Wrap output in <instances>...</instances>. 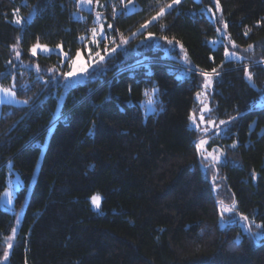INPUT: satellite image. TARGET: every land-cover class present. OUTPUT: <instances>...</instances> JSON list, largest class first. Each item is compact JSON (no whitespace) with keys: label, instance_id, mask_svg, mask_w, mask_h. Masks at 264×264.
Wrapping results in <instances>:
<instances>
[{"label":"trees","instance_id":"obj_1","mask_svg":"<svg viewBox=\"0 0 264 264\" xmlns=\"http://www.w3.org/2000/svg\"><path fill=\"white\" fill-rule=\"evenodd\" d=\"M133 1L138 10L112 16L122 5L114 0L107 18L118 38L142 32L98 77L70 87L57 109L60 78L84 50L93 14L77 17L76 0H0V85L27 101L1 109L0 198L7 165L28 186L44 148L7 264H264V238L241 232L220 203L235 204L241 218L264 229V106H255L264 67L249 68L253 86L243 62L225 61L224 47L210 43L216 26L195 0L171 9L175 0ZM218 4L234 46L264 59V0ZM169 42L182 46L193 70L218 72L214 112L231 126L230 138L215 144L237 140L220 166L202 165L200 137L189 127L201 76L177 79L179 62L164 56ZM37 44L60 47L67 62L32 56ZM154 88L156 111L145 117L142 102ZM217 182L224 193L217 195ZM95 195L100 212L91 208ZM15 224L0 207V262Z\"/></svg>","mask_w":264,"mask_h":264},{"label":"rangeland","instance_id":"obj_2","mask_svg":"<svg viewBox=\"0 0 264 264\" xmlns=\"http://www.w3.org/2000/svg\"><path fill=\"white\" fill-rule=\"evenodd\" d=\"M113 1L114 0H92V3L88 4L85 7L82 6L81 0H76L80 11V13H76V16L79 17V14H81V12H88L93 14L95 26L88 37V41L85 43L84 50L79 51V55L77 54L75 58L69 62L68 70L63 75L62 73H59V76L62 75L60 78L62 95L58 98L57 109L61 107L63 100L66 96L67 90L70 87L77 84H82L87 81L88 78L94 79L98 77L99 74L103 72L104 68L106 67V65L104 64L105 61L111 56L115 55L118 51H123L124 48H126V46L131 42L132 38H136V36H138V34L142 32L143 29L138 31L131 38L127 39L118 38L116 35L113 34L111 23L108 21L106 13L108 6H110ZM120 1L122 2L121 8L115 11L113 14H110V12H108L109 15L114 16L115 14H118L120 12L128 14L139 9V7L133 0ZM182 1L183 0H180V2ZM195 1L201 4L200 9L216 26L217 39L210 42L211 46L213 48H218L219 46L224 47L225 61H235L239 63L243 62V67L247 71L246 79L251 85L255 86L252 75V79H248V75L251 74L249 72V68L253 66L264 67V59H252L250 55L246 54L248 52L247 50H242L234 46V44L230 41L228 37L227 27H225V23H223L221 20V9L220 6L217 7L216 0H210V2L208 3H204L203 0ZM179 3H175L174 1L172 4H170L171 7L168 6L167 9H171ZM167 9L164 10V12H166ZM209 9H211V11H209ZM153 45L156 47H161L163 43L161 41H153ZM167 46L168 47H165L166 52L164 56L170 57L171 59L179 62L180 64V67L177 68L176 71L177 79L182 81L189 79L191 77V74L194 72L201 76L200 90L195 97V106L189 117V127L197 132L200 137L199 142L201 139L207 141L203 149L199 150L200 161L202 165H204L205 167L220 166L226 161L225 149L227 147L234 148L235 146L233 147V145L237 143V140H235L234 142L220 140L219 145L215 144L216 139L230 138L229 130L231 126V124L228 123L225 119H219L217 117V113L214 112L215 106L213 105L212 96L214 93V80L217 77L216 75L218 72L201 73L193 70L188 61V57L181 45L169 42ZM33 48L36 49L35 55H33V49L31 50V55L34 57H37L38 54L46 56L50 54H57L62 57L63 63L67 62V55L62 51L60 47H48L37 44ZM113 49H115V51H113ZM171 51H178L179 56H177L175 52L172 53ZM135 52L138 53L139 51L135 50ZM17 53H19V51L15 52V57L20 63V65L24 67L26 64L24 61L21 60L20 53L19 55H17ZM101 57H103V60H101ZM32 67L37 70L36 65H32ZM59 71L61 72V70ZM70 72L74 74L72 76H66V73ZM4 88L12 90V87H3L0 85V97L3 96L2 89ZM156 92L157 88H154L152 91L148 92L145 100L142 102V110L145 117L149 114L155 113L156 111ZM24 104V101L18 99L16 96L15 98L9 97L5 102H0V116L3 105L22 106ZM255 106H264V91L262 92V95L259 101L255 104ZM201 117H203V120H201ZM193 120H195L196 125H198L199 127L193 125ZM220 121H225L226 123L220 124ZM49 134L50 132L48 133L47 137H49ZM43 152L44 148L42 149V154L38 160L35 172L28 186L25 185L19 174L13 169L11 163L7 165L6 188L0 198V207L3 210L16 216V224L14 228L15 232H12L11 236L5 241L7 251L5 258L0 262V264H7L12 249V247L9 248L8 245L11 244L13 246L15 238L19 234L22 219L28 203L29 194L41 165ZM209 152L212 153V156H218L219 159L213 161L212 157L210 156L207 160H205L204 157L207 156ZM26 187L27 192L25 194V197L19 202V205L17 206L18 195ZM215 191L217 195L220 193H224V188L221 182H217L215 184ZM94 197H98V200L96 203H93V197L91 198V208L94 211L100 212L101 196L95 195ZM227 198L228 196L223 195L224 200H226ZM225 207L231 208V211L225 212ZM221 212L226 220H231L232 223L237 224L241 232H243L244 234H251L256 240L264 238V229L253 220L248 221L247 219L241 218L236 211L235 204H231L230 206H227V204L221 205ZM221 225H225V222H221Z\"/></svg>","mask_w":264,"mask_h":264},{"label":"snow or ice","instance_id":"obj_3","mask_svg":"<svg viewBox=\"0 0 264 264\" xmlns=\"http://www.w3.org/2000/svg\"><path fill=\"white\" fill-rule=\"evenodd\" d=\"M179 2H180V0H175V3H179ZM91 3H92V0H81V4H82V6H85V7H86L88 4H91ZM169 7H171V5H169ZM217 7H219L218 0H217ZM209 11H211V9H209ZM163 12H164V9H161V12H160L158 15H162ZM153 19L155 20L156 17H153ZM16 22H17V23H20V20H17ZM225 27H227V25H225ZM245 34H246V33H245ZM82 39H83V38H82ZM125 42H126V41H125ZM249 47H251V45H250ZM45 50H47V49H45ZM32 51H33V55H35V54H36V49L33 48ZM113 51H115V49H113ZM17 55H19V53H17ZM78 55H79V54H78ZM97 55H98V53H97ZM101 60H103V57H101ZM82 71H83V69H82ZM213 72H215V69H213ZM73 74H74V73H71V72H70V73H66V76H72ZM205 75H207V74H205ZM248 79H249V80L252 79L251 74L248 75ZM2 93H3V96L0 97V102H5L9 97H11V98H15V91H14V90H11V89H8V88H4V89H2ZM198 96H199V94H198ZM24 103H27V101H24ZM201 120H203V117H201ZM224 123H226V122H225V121H220V124H224ZM193 125L196 126V127H199L198 125H196L195 120H193ZM206 143H207L206 140L201 139L200 142H199V148H198V150L203 149V147H204V145H205ZM234 146H235V145H233V147H234ZM202 155H203V152H202ZM210 156L212 157V160H213V161H216V160L219 159L218 156H212V153L209 152V153L207 154V156L204 157L205 160H207L208 157H210ZM97 200H98V197H93V203H96ZM220 203H221V205H223L224 202L221 201ZM97 206H98V205H97ZM224 211H225V212H230V211H231V208H229V207H225V208H224ZM244 219H247V217H245ZM258 227H259V226H258ZM13 232H15V229H13ZM8 247L11 248L12 245L9 244ZM5 255H6V254H5Z\"/></svg>","mask_w":264,"mask_h":264}]
</instances>
